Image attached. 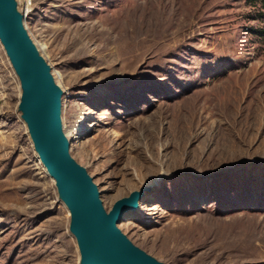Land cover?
<instances>
[{
    "label": "rangeland",
    "instance_id": "rangeland-1",
    "mask_svg": "<svg viewBox=\"0 0 264 264\" xmlns=\"http://www.w3.org/2000/svg\"><path fill=\"white\" fill-rule=\"evenodd\" d=\"M71 157L164 264H264V11L247 0H15ZM41 46V47H40ZM0 46V264H78Z\"/></svg>",
    "mask_w": 264,
    "mask_h": 264
},
{
    "label": "water",
    "instance_id": "water-1",
    "mask_svg": "<svg viewBox=\"0 0 264 264\" xmlns=\"http://www.w3.org/2000/svg\"><path fill=\"white\" fill-rule=\"evenodd\" d=\"M23 18L15 0H0V46L18 80L16 109L37 160L69 214L67 230L76 244L78 264H164L117 227L126 212L136 209L147 187L131 190L105 210L92 178L69 154L60 121L62 90Z\"/></svg>",
    "mask_w": 264,
    "mask_h": 264
},
{
    "label": "trees",
    "instance_id": "trees-1",
    "mask_svg": "<svg viewBox=\"0 0 264 264\" xmlns=\"http://www.w3.org/2000/svg\"><path fill=\"white\" fill-rule=\"evenodd\" d=\"M249 4L254 5L255 3L259 4V8L264 11V0H247Z\"/></svg>",
    "mask_w": 264,
    "mask_h": 264
},
{
    "label": "bare ground",
    "instance_id": "bare-ground-1",
    "mask_svg": "<svg viewBox=\"0 0 264 264\" xmlns=\"http://www.w3.org/2000/svg\"><path fill=\"white\" fill-rule=\"evenodd\" d=\"M41 47V46H40ZM39 50V49H38ZM40 51V50H39Z\"/></svg>",
    "mask_w": 264,
    "mask_h": 264
}]
</instances>
